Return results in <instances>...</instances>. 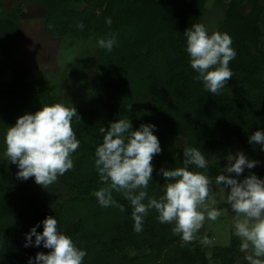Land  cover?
Returning a JSON list of instances; mask_svg holds the SVG:
<instances>
[{
    "label": "trees",
    "instance_id": "16d2710c",
    "mask_svg": "<svg viewBox=\"0 0 264 264\" xmlns=\"http://www.w3.org/2000/svg\"><path fill=\"white\" fill-rule=\"evenodd\" d=\"M39 1L46 9L44 26L48 36L77 40L95 37L98 41L111 33L116 34L117 39L111 52L98 48L100 74L105 86L119 98L118 103L107 114L77 109L78 116L72 121L80 146L72 154L74 168L63 176L69 184L75 174L77 183L73 182L71 188L77 193L105 186L94 163L95 149L102 143L99 129L107 128L120 118L130 120L133 130L139 129L141 124H154L161 153L166 154L173 167L183 166V151L187 147L201 149L204 153L208 148L222 146L230 138H236L243 146L261 147L248 142L255 131H264V51L260 48L264 30L260 24L263 6L259 0H249L252 10L247 15L238 11L240 1L232 0L218 30L228 33L233 40L236 57L229 64L233 78L238 77L239 85L247 87L253 96L241 91L230 93L226 86L213 95L202 81L194 79L198 73L191 68L184 32L199 23L207 0ZM109 17L110 27L105 22ZM79 22L84 24L83 30L76 27ZM21 36V20L7 14L0 0L1 64L17 63ZM8 78L7 87H0L1 148H5L7 128L13 126L18 117L35 113L43 105L61 103L56 86L42 87L25 69L9 74ZM189 170L204 171L194 165H189ZM261 172L264 167L253 170L258 176ZM8 179V184H0V264H22L25 255L19 250L30 231L27 215L34 210L38 212V207L22 203V211L9 233L2 234V219L9 210L20 205L11 198L14 178L9 175ZM164 185L162 178L151 183L148 196L159 199L164 194ZM113 198L124 205L125 211L110 206L108 213L98 204L92 209L93 220L89 223L73 221L58 226L76 246L90 250L83 264H209L202 243L194 240L181 246L180 237L172 233V224L160 223L154 209L145 217L143 230L136 233L130 202L122 193ZM77 200L82 198H68L66 210ZM64 213L65 209H60L56 215L60 218ZM88 224L95 225L94 229L88 231ZM86 232V239L94 243L84 240ZM128 247L138 250L147 247L149 253L129 257ZM39 248L44 253L49 251L43 245ZM217 250L215 256L221 264H237V256L242 255L241 241L232 232L230 244L219 246Z\"/></svg>",
    "mask_w": 264,
    "mask_h": 264
},
{
    "label": "clouds",
    "instance_id": "9594fccd",
    "mask_svg": "<svg viewBox=\"0 0 264 264\" xmlns=\"http://www.w3.org/2000/svg\"><path fill=\"white\" fill-rule=\"evenodd\" d=\"M105 22L109 27L112 24L110 17ZM76 27L83 30L84 24L79 22ZM184 36L191 68L198 73L194 79L202 81L211 94H219L233 77L229 64L236 57V51L232 48L231 36L219 31L210 33L202 23L186 29ZM116 43V34L110 33L107 38H100L97 46L111 52ZM77 116L74 106L43 105L35 113L21 115L7 128L4 155L9 163L17 166L18 179L34 178L37 185L49 189L74 168L72 154L80 146L72 127L73 118ZM155 128L154 124H141L139 129L133 130L130 120L120 118L107 128L99 129L102 143L95 149L94 163L105 186L94 195L100 206L125 211L124 205L113 199V191L122 193L132 206L136 233L143 230L145 217L154 209L160 223L174 225L172 233L180 237L184 246L196 239L206 219L216 221L223 214V209L209 207L207 203L214 182L227 190V203L234 214V235L240 239L243 250H250L245 257L248 264H264V179L255 173L242 180L236 178L245 168L252 169L259 162L248 159L243 151L230 152L225 157L226 165L213 178L206 172L210 162L201 149L187 147L183 151V167L159 170L167 181L164 194L159 199L151 198L147 189L154 171L152 161L162 151L153 131ZM248 142L259 144L264 151V131H255ZM189 165L205 171H190ZM233 173L235 176L231 175ZM42 224V232H37L39 225L30 229L24 246L34 243L49 251L37 252L28 264H83L87 252L59 231L56 218L49 215ZM201 243L211 241L205 237Z\"/></svg>",
    "mask_w": 264,
    "mask_h": 264
},
{
    "label": "rangeland",
    "instance_id": "374dc122",
    "mask_svg": "<svg viewBox=\"0 0 264 264\" xmlns=\"http://www.w3.org/2000/svg\"><path fill=\"white\" fill-rule=\"evenodd\" d=\"M2 2L7 14L17 16L21 20L22 36L17 63L12 65L0 63V87L6 88L9 83L8 75L14 74L22 68L34 75L42 87L48 85L56 86L57 94L61 95V103L66 106H74L76 110L92 109L106 114L110 113L111 109L118 103L119 98L112 94L110 89L105 86L100 74L99 48L95 37L77 40L69 37L48 36L44 26L46 9L39 0H2ZM223 12L218 11L220 14H223ZM204 16L206 21L204 22L203 18L201 23L211 32L216 24L210 20L212 18L210 15ZM260 48L264 51V43ZM226 89L230 93L241 91L248 96H253V93L247 90V87L243 84L239 85L238 77L236 79L232 77L228 81ZM237 151H243L248 159L259 162L252 169L245 168L244 173L236 177L238 180H242L245 176L253 173L255 168L264 167V151H261V147L243 146L236 138H230L220 147L204 150L206 159L210 162L206 170L207 174L213 178L220 174L221 169L227 163L225 157L230 152L235 153ZM4 152L5 148H1L0 146V184H8V176H13L15 190L11 198H14L16 201L18 200L20 205H16L14 209L9 210L7 215L2 219V234L9 233L12 224L17 220L19 213L22 211L21 207L24 202L25 205L35 204L38 207V212L34 210L27 215L30 229L39 225L37 232L43 231L42 221L49 215L57 219L58 226L67 222L77 221L87 223L93 220L94 211L92 209H95L99 204L95 202L97 198L94 192L97 190L88 193H77L74 191L71 185L73 182L77 183L75 174H73L69 184L64 179V176H61L58 182L50 186L49 189L37 185L34 178H29L26 181L20 180L16 176L18 171L17 166L9 163ZM162 158L164 162L161 161ZM72 160L74 163L73 156ZM152 164L154 173H152V181H150L149 185L161 178L164 180L159 170L161 168L170 169L171 166L165 153L156 155L153 158ZM171 167L172 169L175 168ZM176 167L183 166L178 165ZM231 175L235 176L234 173ZM258 177L264 179V172H261V176ZM164 183L166 184L167 181H164ZM211 187L213 191L210 193L207 203L209 207L223 209V214L216 221L206 219L203 227L196 234L195 240L201 242L203 238L207 237L211 243H202V247L208 257L209 264H221V260L215 254L218 251L217 247L230 244L231 233L234 232V214L227 203V190L222 185H215L214 182ZM162 188L163 186H161ZM118 194V192L113 191V197ZM73 197H80L82 200H77L71 208L66 210V200ZM60 209H65V213L59 218L56 214ZM105 209L110 213L111 207ZM94 226L88 224V231L93 230ZM172 226L174 227L173 224ZM86 238L87 232L86 234L84 233V240L92 241ZM32 239L34 242L35 237ZM92 242L94 243V241ZM25 243L26 240L19 250L20 253L23 252L25 255L22 264H28L29 259L34 258L37 252H43L42 248L34 246V243L29 247H25ZM78 248L85 250L87 255L90 256V250L83 247ZM93 251H95V247ZM148 253L149 249L147 247L141 250L134 247L126 249V254L129 257L144 256ZM249 254L250 250L242 249V255L237 256V264H248L245 257Z\"/></svg>",
    "mask_w": 264,
    "mask_h": 264
},
{
    "label": "crops",
    "instance_id": "0c3cea01",
    "mask_svg": "<svg viewBox=\"0 0 264 264\" xmlns=\"http://www.w3.org/2000/svg\"><path fill=\"white\" fill-rule=\"evenodd\" d=\"M231 1L232 0H207L198 24L201 23V20L203 18H204V22H205L206 20H205L204 15L208 14L212 17V18H210V20L215 22V24H216L215 28L211 32L218 31L220 24L224 20V16L226 14L228 5ZM239 1H240V4L238 6V11H240L243 15H247L252 10V5L250 4L249 0H239ZM259 2L263 6V11H262V14L260 16V24L264 30V0H259ZM218 11H224V12H223V14L222 13L220 14V13H218ZM210 12H211V14H210ZM263 43H264V36L262 37L260 47L262 46Z\"/></svg>",
    "mask_w": 264,
    "mask_h": 264
}]
</instances>
